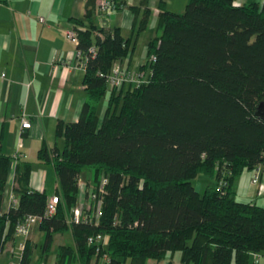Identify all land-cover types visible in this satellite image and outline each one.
I'll return each instance as SVG.
<instances>
[{"label":"trees","instance_id":"1","mask_svg":"<svg viewBox=\"0 0 264 264\" xmlns=\"http://www.w3.org/2000/svg\"><path fill=\"white\" fill-rule=\"evenodd\" d=\"M146 1L140 11L127 6L132 24L124 37L118 27L93 25L95 0H85L86 25L75 45L85 60V99L76 121L56 123L60 146L36 151L55 176V211L44 216L47 197L28 187L30 163L22 161L14 167L15 207L2 212L9 157L0 155V251L26 214L40 217L45 253L54 233L70 232L73 244L56 247L54 264H89L103 253L108 264H145L176 253L180 264H246L249 253L264 250V207L233 193L236 178L264 152V120L253 115L264 100V0H186L181 12L158 0L157 35L146 42L140 66L149 69L146 81L108 86L110 67L128 57L146 27ZM110 2L111 9L125 4ZM84 169L94 192L105 178L98 214L88 205L81 208L86 222L67 221ZM198 174L211 179L201 192L192 184ZM97 233L106 237L98 252L86 242ZM28 252L24 241L18 264Z\"/></svg>","mask_w":264,"mask_h":264},{"label":"crops","instance_id":"2","mask_svg":"<svg viewBox=\"0 0 264 264\" xmlns=\"http://www.w3.org/2000/svg\"><path fill=\"white\" fill-rule=\"evenodd\" d=\"M123 1L125 4L120 9L110 8L101 13L93 11L92 24L96 27H118L122 36H128L132 13L127 6L138 7L139 11L143 6L140 5V0ZM157 1H146L150 11L146 27L138 34L128 57L119 61L121 66L143 70L147 75L148 67L140 66L146 61V42L157 35ZM232 1L234 5L261 2ZM84 2L85 0H0V73H3L0 77V155L9 157L1 204L4 213L15 207L14 167L19 162L30 163V189L43 191L47 198L54 194L56 181L51 165L40 162L36 158V151L42 145L47 149L60 146L61 138L54 137L56 123L76 121L85 99V86L82 83L84 69L78 65L74 42L66 38V32L71 27H85ZM185 2L186 0H164L165 8L172 12H181ZM38 17H42L43 21H39ZM74 19H80L84 24L72 22ZM103 109L104 107L100 109L99 116ZM22 119L29 123L28 127L21 126ZM252 173L253 168L244 170L236 178L233 184L234 199L237 196L243 200L236 199L237 201L264 207V165L259 172V191L250 182ZM201 188L202 184L199 183L194 186L198 192ZM37 223L31 226L24 239L15 237L12 233L0 251V264H14L11 250L20 241L29 243V255L25 264H54L56 247L72 246L68 230L54 233L45 253L42 249L44 233L38 229ZM89 264H103V261L92 257ZM145 264L180 263L176 253ZM246 264H264V255L260 254L254 262L253 254L249 253Z\"/></svg>","mask_w":264,"mask_h":264},{"label":"built area","instance_id":"3","mask_svg":"<svg viewBox=\"0 0 264 264\" xmlns=\"http://www.w3.org/2000/svg\"><path fill=\"white\" fill-rule=\"evenodd\" d=\"M111 2L110 0H95V5H94V12L95 13H101V12H106L107 10L110 9ZM39 21H43L42 17H38ZM83 27H71L70 29L67 30L66 32V38L70 40L71 42H74L76 45L77 43V30H82ZM89 53L91 54L90 56H93L95 53V48L94 47H89L88 49ZM75 56L78 59L79 62V67L84 69L85 65V60L80 57V52L79 50L75 49ZM154 59V56H150V60L152 61ZM3 76V73H0V77ZM147 78V74L143 70H134L131 68H126L120 65L119 61H116L112 64L110 67V70L107 74V84L108 86H112L114 88H121L124 86L127 87H134L137 86L138 84L145 82ZM125 88V87H124ZM21 126L22 127H28L29 123L25 120H21ZM264 165V152L262 153V159L260 162H258L254 167H253V173L250 178V182L256 186L257 191L260 189V184H259V172L261 166ZM105 183V178L102 177L99 181L98 186L96 187V192L93 191V186L87 190V198L89 200L94 199L97 201V213L99 209V196L97 194H102L104 193L103 190V185ZM58 198L55 194H51L47 199L45 203V209H44V216H51L54 211L55 207L57 204ZM88 219L87 215L85 213L81 212V209L74 208L72 210L71 216L68 218L67 221H73V222H78V221H84L86 222ZM40 220V217L31 215V214H26L22 217L21 220H19L13 230V235L15 237H19L24 239L31 228V226L34 223H37ZM106 241V237L100 233L88 236L86 239V242L88 244H94L96 245L95 251L98 252L99 246L104 245ZM23 248V241H20L18 245L11 250V257L13 256V260H15L14 264H18L21 251ZM254 256V262L257 261V258L260 256V254L264 255V250L262 252H254L252 253ZM99 258L103 261V264H108V257L106 254H102Z\"/></svg>","mask_w":264,"mask_h":264},{"label":"rangeland","instance_id":"4","mask_svg":"<svg viewBox=\"0 0 264 264\" xmlns=\"http://www.w3.org/2000/svg\"><path fill=\"white\" fill-rule=\"evenodd\" d=\"M177 7V6H175ZM107 93V92H106ZM105 97L106 94L104 95V97L102 98L101 102L99 103V108H98V113L100 112V109L102 107H104V103H105ZM99 115V114H98ZM246 176V175H245ZM202 184V188L199 192L202 191L203 187H205L208 184H211V179L209 177H207L206 175L203 174H198L193 180H192V184L193 186H196V184ZM92 185V181H91V171L88 169H84L80 175H79V179H78V198H77V206L75 208L77 209H81V208H86V206H90L93 205L94 206V217L97 216V201H95L94 199L89 200L87 198V190L91 187ZM51 190V189H50ZM49 192V190H48ZM235 198L237 200H241L243 201L241 198L235 196ZM94 202V204H93ZM67 233H65L66 235ZM67 236H65L64 238L66 239ZM66 241V240H65ZM150 262V260H146V262ZM123 264H127V261H125Z\"/></svg>","mask_w":264,"mask_h":264},{"label":"water","instance_id":"5","mask_svg":"<svg viewBox=\"0 0 264 264\" xmlns=\"http://www.w3.org/2000/svg\"><path fill=\"white\" fill-rule=\"evenodd\" d=\"M253 115L260 120H264V100L257 103Z\"/></svg>","mask_w":264,"mask_h":264}]
</instances>
